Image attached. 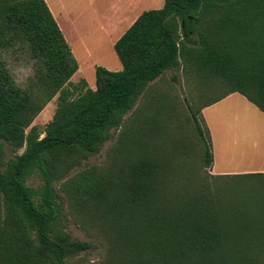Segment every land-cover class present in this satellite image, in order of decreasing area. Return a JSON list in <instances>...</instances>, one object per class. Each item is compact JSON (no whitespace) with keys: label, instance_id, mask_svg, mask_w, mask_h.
Wrapping results in <instances>:
<instances>
[{"label":"trees","instance_id":"obj_1","mask_svg":"<svg viewBox=\"0 0 264 264\" xmlns=\"http://www.w3.org/2000/svg\"><path fill=\"white\" fill-rule=\"evenodd\" d=\"M13 47L34 61L26 87L4 58ZM114 50L120 70L72 85L44 0H0V264H76L92 245L68 219L101 245L98 264H264V172L212 174L202 121L234 92L264 114V0H163ZM112 129L104 162L74 171Z\"/></svg>","mask_w":264,"mask_h":264},{"label":"crops","instance_id":"obj_2","mask_svg":"<svg viewBox=\"0 0 264 264\" xmlns=\"http://www.w3.org/2000/svg\"><path fill=\"white\" fill-rule=\"evenodd\" d=\"M44 2L77 63V69L69 79L70 84H78L84 80L87 87L94 89V73L97 66L110 71L122 68L114 50L117 39L141 12L160 8L162 0H44ZM236 94L239 93H230L209 106L231 104L236 100L234 97ZM239 96L247 100L241 94ZM211 152L212 174L264 172V156L249 163L242 160L239 164L230 158L222 159L214 170L215 152L212 142Z\"/></svg>","mask_w":264,"mask_h":264},{"label":"rangeland","instance_id":"obj_3","mask_svg":"<svg viewBox=\"0 0 264 264\" xmlns=\"http://www.w3.org/2000/svg\"><path fill=\"white\" fill-rule=\"evenodd\" d=\"M162 5L163 0L160 6ZM4 58L17 83L26 87L34 67V61L29 58L28 53L24 49L13 47L4 53ZM171 75H177L178 81L175 85L181 89L180 71L177 69L168 70L165 73V78L169 79ZM234 97L236 100L231 104L220 103L206 107L202 111V121L210 132L215 152L214 170L222 159L230 158L234 163L239 164L242 160L249 163V161L258 160L264 156V115L253 104L241 98L239 94ZM55 107L56 97H53L34 118L31 125L41 131L51 119ZM117 133L118 129H112L111 138L103 144L100 151L84 160L81 166L74 171L86 166L102 164L108 148L116 140ZM5 150L6 158L10 157L12 153L7 144H5ZM28 184L37 188L41 182L38 177L33 175ZM66 224V229L73 238L88 241L92 245V248L74 257L73 261L76 264H98L103 253L101 245L87 236L85 231L71 219H68Z\"/></svg>","mask_w":264,"mask_h":264}]
</instances>
